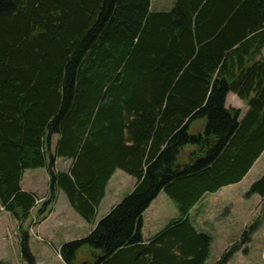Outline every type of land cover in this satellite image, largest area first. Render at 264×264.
Masks as SVG:
<instances>
[{
    "label": "trees",
    "instance_id": "1",
    "mask_svg": "<svg viewBox=\"0 0 264 264\" xmlns=\"http://www.w3.org/2000/svg\"><path fill=\"white\" fill-rule=\"evenodd\" d=\"M150 8L151 0H0V213L20 224L26 264L36 263L22 225L38 201L21 189L26 170L50 176L40 213L62 191L88 223L116 170L136 180L87 237L60 247L65 264L83 249L89 264H206L210 239L189 212L239 183L264 151V0ZM229 94L245 114L226 106ZM58 158L72 161L67 172H54ZM161 192L179 216L144 240L142 216ZM252 194L264 200V176Z\"/></svg>",
    "mask_w": 264,
    "mask_h": 264
},
{
    "label": "rangeland",
    "instance_id": "2",
    "mask_svg": "<svg viewBox=\"0 0 264 264\" xmlns=\"http://www.w3.org/2000/svg\"><path fill=\"white\" fill-rule=\"evenodd\" d=\"M173 1L174 0H151L153 6L152 9H157V11L153 12L169 11L172 8ZM232 104L233 103L230 99L228 107H233ZM242 105L244 106L243 103ZM204 127L205 120L197 121L190 127L189 133L195 134L198 130L204 129ZM55 141L56 137H53L50 147L51 153L53 152ZM189 149L190 148H186L185 150ZM71 165V160L58 158L55 161L54 172H67ZM263 167L264 160L259 162L255 170L256 172H252L246 180V183L249 182L252 177L256 176L257 172L261 171ZM135 182L136 180L133 177L121 170H116L111 181L107 184L105 197L97 209L94 220L91 223H88L71 208L62 191H57L55 194V202L52 205L47 206L43 213H40L42 204L50 197V176L48 171L44 168L26 170L21 180V189L24 192L35 194L38 201L31 210L27 221L22 226L24 230L28 231L29 249L31 253L33 250L34 254L32 253V255L34 258L35 256L37 258L35 259V263H64L62 258L58 256L60 247L65 243L87 237L96 224L105 217L115 205L120 203L132 192ZM239 192L240 190L236 188L231 193L236 195ZM225 201V196H223L221 200H217L214 203L215 207L213 210H217V219L219 220L227 218L229 216L228 212H232L228 223H222V226H227V232L224 235L226 241H218L220 244H230L227 249L232 244L240 242L246 229L257 222V228L250 235L248 243L245 244L242 249L235 252L227 264H264V215L262 207H252V213L248 214L244 210L239 212L237 207L231 209L230 207L225 206ZM175 205L176 204L172 200L161 192L160 198L156 201L154 208L150 212L151 217H156V212L158 214V212L160 213L161 210L165 209V212L170 215V212L174 211L173 209L175 208ZM236 212L239 213L237 214ZM169 215L163 216L164 218L162 219L161 224L153 226V229H151L152 232L157 230V228H160V226L170 218ZM46 218L48 219L44 221ZM2 221L3 228H6V230L0 238V262L8 264H26L21 258L19 239L20 224L7 213L3 214ZM228 233L233 235L231 239L228 237ZM219 246H222L223 248V245ZM225 250L226 249H221V247H213L206 264H215L224 254ZM90 261L91 259L87 254L86 249L78 252L76 264H89Z\"/></svg>",
    "mask_w": 264,
    "mask_h": 264
},
{
    "label": "crops",
    "instance_id": "3",
    "mask_svg": "<svg viewBox=\"0 0 264 264\" xmlns=\"http://www.w3.org/2000/svg\"><path fill=\"white\" fill-rule=\"evenodd\" d=\"M152 7L153 6L151 4L150 9L152 10V12L157 11V9H152ZM262 56L264 58V48L262 50ZM230 99L233 103L232 104L233 108L241 110L243 114H245L247 112V110H248L247 106L234 94H229L227 96V100H226V106L227 107L229 106L228 103L230 102ZM241 102L246 107H244ZM262 160H264V151L239 183L229 185V186H225V187L219 189L215 193H206L202 197V199L189 212V216H188L189 221H190L191 225L194 227V229L196 230V232L200 233V234H204V235L208 236L210 239L209 255H210L213 247H217V248L221 247V249L227 250V247L230 245V244H225V243L220 244L218 241H220V240L226 241L224 239V235L227 232V229H226L227 226L226 225L222 226V223H228L232 212L229 211L228 212L229 216L223 220L217 219V210H213V208L215 207L214 203L217 200H221L223 198V196H225V198H226V201L224 202L225 206H228L231 209L234 207H237V209H239V212L244 210L248 214L252 213V207L253 208H256V206L262 207V205L264 203L263 198H261V196H259L258 194L248 195V192L250 190L251 185L253 183H255L257 180H259L262 176H264V167L261 171L257 172V174L255 173L256 176L252 177V179L246 183V180L249 178V176L252 174V172H256L255 171L256 167L258 166L259 162H262ZM111 179L109 180V182L111 181ZM241 186H243V187H241ZM236 188H238L240 190V192L237 193L236 195H234L231 192H233V190H235ZM227 193H229V194H227ZM160 196H161V193L150 204L149 208L144 212V214L142 216L141 234H142V237L144 240H148L151 237L155 236L157 233H159L161 230H163L172 220L177 219L179 216L177 206L175 205V208L173 209L174 211H171L170 215L167 212H165L166 211V209H165V210H161L160 213L158 212V214L156 212V214H155L156 217H154V218L151 217L150 212L154 208V205H155L156 201L160 198ZM239 212H236V213L238 214ZM3 214H6V213L5 212L0 213V238L4 234V231L6 230V228H3V221H2ZM166 215H169L170 218H168L166 220V222H164V224L162 226H160V228H157V230H154V232H152L151 229H153V226L160 225L162 219L164 218L163 216H166ZM47 219L48 218H46L44 221H46ZM232 236L233 235L231 233H228V237L230 239L232 238ZM219 245H223V248H222V246H219ZM32 253L34 254L33 250H32ZM58 256H59V254H58ZM35 259H37L36 256H35ZM62 264H65V263H62Z\"/></svg>",
    "mask_w": 264,
    "mask_h": 264
}]
</instances>
